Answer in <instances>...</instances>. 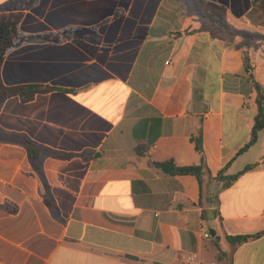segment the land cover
I'll list each match as a JSON object with an SVG mask.
<instances>
[{
  "label": "crops",
  "instance_id": "obj_1",
  "mask_svg": "<svg viewBox=\"0 0 264 264\" xmlns=\"http://www.w3.org/2000/svg\"><path fill=\"white\" fill-rule=\"evenodd\" d=\"M22 1L0 0V14ZM208 1L236 29L264 33L252 0ZM184 12L176 0H40L25 11L22 33L62 41L20 46L1 69L5 86L53 90L0 108L1 129L41 147L34 157L0 142V264H264V129L240 152L258 113L255 83L264 101V46L186 33L200 23ZM200 127L201 184L155 166L201 165ZM250 166L228 188L215 179ZM244 236L256 237L229 241Z\"/></svg>",
  "mask_w": 264,
  "mask_h": 264
},
{
  "label": "trees",
  "instance_id": "obj_2",
  "mask_svg": "<svg viewBox=\"0 0 264 264\" xmlns=\"http://www.w3.org/2000/svg\"><path fill=\"white\" fill-rule=\"evenodd\" d=\"M40 0H25L21 2V11L10 12L5 9L3 13L0 14V108L2 104L12 98L20 97L22 102L32 101L36 95L47 93L53 90L51 87L42 85H22L8 87L5 86L2 77L1 69L4 64L6 57L14 49L23 46L25 44L34 41H50V42H60L62 39L58 34H45L38 36L26 35L21 32L20 24L24 17L26 10L35 7ZM181 2L185 6L184 16L186 18H193L195 21L200 23L199 30H189L186 33L204 32L210 35L213 40L222 42L225 46H230L236 49L245 48L248 51L259 50L264 46V33L262 32H251L246 30L236 29L227 18L226 7L215 4L208 0H176ZM14 2V1H12ZM253 9L250 13V20L256 26L264 28V0H252ZM69 29L64 33L66 38L73 36ZM178 35H183V33H178ZM240 40L237 43V40ZM246 69L250 70L249 57L246 58ZM258 92V113L255 117V124L252 132V137L250 142L240 151L244 152L251 145H253L258 137V133L264 129V101L262 88L258 83H255ZM192 141L196 145V150L202 156V163L199 166L191 167H179L174 161H166L161 163H155V166L162 169L165 173L176 176V175H192L195 176L200 184L203 181L204 175H209L208 167L206 166L204 148H203V137H202V127L198 128L196 133L192 136ZM0 142H15L17 144L23 145L31 156L37 157L40 154L41 147L32 141L29 137L8 133L7 131L0 128ZM139 154H143L141 146L137 148ZM56 158L67 159L70 155L55 154ZM253 167L250 166L246 171L231 177H224L223 174L225 170H222L219 175L215 178L217 181L225 182L224 188H228L234 184L245 172L251 170ZM203 198V195H202ZM47 205L51 209H55V204L47 200ZM208 204L210 207L219 205L218 194L214 195L212 198L208 199ZM203 203V202H201ZM10 211H15V208H9ZM207 211H204V217L207 215ZM211 213L216 216L218 215V210L213 209ZM256 236H244V237H229V241L234 243H242L247 240L253 239ZM223 253L219 255L221 259Z\"/></svg>",
  "mask_w": 264,
  "mask_h": 264
},
{
  "label": "built area",
  "instance_id": "obj_3",
  "mask_svg": "<svg viewBox=\"0 0 264 264\" xmlns=\"http://www.w3.org/2000/svg\"><path fill=\"white\" fill-rule=\"evenodd\" d=\"M193 259H188V261L191 263Z\"/></svg>",
  "mask_w": 264,
  "mask_h": 264
},
{
  "label": "water",
  "instance_id": "obj_4",
  "mask_svg": "<svg viewBox=\"0 0 264 264\" xmlns=\"http://www.w3.org/2000/svg\"><path fill=\"white\" fill-rule=\"evenodd\" d=\"M212 235H213V236L215 235V232H214V231L212 232Z\"/></svg>",
  "mask_w": 264,
  "mask_h": 264
}]
</instances>
